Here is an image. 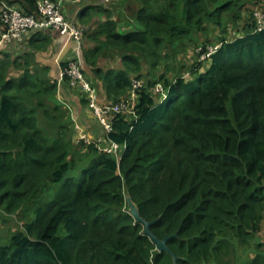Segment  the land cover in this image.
I'll use <instances>...</instances> for the list:
<instances>
[{"label":"trees","instance_id":"trees-1","mask_svg":"<svg viewBox=\"0 0 264 264\" xmlns=\"http://www.w3.org/2000/svg\"><path fill=\"white\" fill-rule=\"evenodd\" d=\"M249 1L122 0L127 17L112 2L94 7L105 19L92 30L93 12L81 19L93 43L82 60L106 103L127 99L150 66L134 113L109 115L105 142L127 146L118 155L77 142L65 122L58 79L35 57L46 30L16 55L0 50V208L21 221L0 237V264H264V29ZM212 25L221 45L201 59ZM198 44L190 63L158 68ZM127 195L159 238L177 234V263Z\"/></svg>","mask_w":264,"mask_h":264},{"label":"built area","instance_id":"built-area-1","mask_svg":"<svg viewBox=\"0 0 264 264\" xmlns=\"http://www.w3.org/2000/svg\"><path fill=\"white\" fill-rule=\"evenodd\" d=\"M69 0H37V10L35 13H25L17 4H9L0 0V50L10 44H19L30 38L36 30L52 29L64 37H70L75 41L77 55L68 60L60 72V81H67L73 88L80 89L88 95L89 103L97 114L100 122L105 128V132L112 129L109 120L110 114L134 113V108L138 98L137 89L143 85L142 80L134 79L130 96L115 103H100L97 90L86 77L82 67L81 49L83 46L84 29L69 19L65 14V2ZM107 4L122 0H104ZM260 23V22H259ZM259 29H264V20L258 25ZM109 153L118 155L126 145L119 143L103 142L102 140L91 141Z\"/></svg>","mask_w":264,"mask_h":264},{"label":"crops","instance_id":"crops-1","mask_svg":"<svg viewBox=\"0 0 264 264\" xmlns=\"http://www.w3.org/2000/svg\"><path fill=\"white\" fill-rule=\"evenodd\" d=\"M114 3L115 5L119 6V7L116 6L117 8H114L116 18L118 17V13L120 14L121 12H122L121 13L122 15L124 14L125 17H127L126 16L128 14L127 11L134 6V5H131L130 3L126 5L128 7L126 8L125 6L122 7L121 6L122 4L120 5L117 2H114ZM100 5L105 8L109 7V5L104 0H69L65 2V5H64L65 14L69 19H71L76 24H78V23H81V19L83 18L87 20V18H85L86 15L93 12L89 20V24L82 23L86 26L87 25L91 26V30H92L93 28L98 26L101 20L105 19L104 14L94 9V7H97ZM45 32H47V35L49 37V42L47 43L46 48L37 51V53L35 54V57H36V60L40 64L49 66L51 68L53 76L55 78H58L64 64L68 60L74 58L77 55L76 43L75 41H73L72 38L64 37L54 30H46ZM83 43L85 44L84 46H82L83 48L81 49V57H82V51L84 48L93 46V43L90 42L89 40L87 44L86 38L83 39ZM16 45L18 44H15L13 46L15 47V50L17 51L13 49V51L9 53L13 55H16L18 53L19 48H17ZM24 46H25V43H22V47ZM82 67L85 68L86 73L89 74L92 84L96 87L97 92L99 93L98 96L100 100H103V101L108 100L109 98H108V95L104 87H102V84L100 82H97L94 79L93 75L87 70V66H85V63L83 62V60H82ZM63 85H64L63 87L59 86L58 94L56 98L64 107H66L68 111L67 121H69V123L70 122L73 123L76 126L81 125L82 127H84L83 129L89 133V135L97 137L100 134V132H102L103 128L100 126L97 127V125L99 124L94 122L93 115L87 109V107L82 104L84 100H81V98H78L76 95L73 94V92H70L73 90H71V88L68 87L67 84L64 83ZM260 237L262 240H264V224L260 232Z\"/></svg>","mask_w":264,"mask_h":264},{"label":"rangeland","instance_id":"rangeland-1","mask_svg":"<svg viewBox=\"0 0 264 264\" xmlns=\"http://www.w3.org/2000/svg\"><path fill=\"white\" fill-rule=\"evenodd\" d=\"M117 3H120V1H118ZM125 7L128 8L126 5H125ZM247 7L250 10H254V15L253 16L255 17V20H257V23L258 24H260L261 22H263V20H264V0H250L247 3ZM127 13L129 14L130 11L128 10ZM119 22H121V24H123L124 21H123L122 17H121V19H120ZM238 30H240V29H237L236 30L234 26L229 25V27H228L229 33H227L226 35H229V38H233L234 36H236L238 34ZM203 36H205V35H203ZM208 36H209L207 38L209 40V41H207V42H209L208 43V48H207V50H206L205 53H202L201 59L204 58L206 55H210L211 53H213L221 45V42H220L221 33H220V29L218 27L212 25L210 27V29H209ZM13 45H15V44H13ZM13 45L10 44V45L4 47V49H2L1 51L12 52L13 49L15 50V47ZM16 46H17V48L20 49L22 47V43H19ZM190 46L188 45L186 47V49H183V50L179 51L177 53V55L175 54L176 56H173L172 55V52H170L171 57H167L165 60H163L162 63L158 65V68L165 69L166 70V69H168V68H170L172 66H176L178 64L180 65L181 63H185V64L190 63L195 58V55L197 54V52L198 51L200 52V51L203 50L202 49V44H198L197 46L192 45V47H190ZM23 48L24 47H22V49ZM15 51H17V50H15ZM116 64H117V62H116ZM83 67H84V65H83ZM143 70H144L143 72H144V74H145L146 77L144 78V80L143 79H140V80H142V82L146 83L147 78H149L148 77L149 76L148 72L150 71V66L148 64H146L144 66V69ZM84 73L86 74V77L88 78V80L92 84V81L90 80L89 74L86 73V71H84ZM57 79H58V82H59V86L60 87H63L64 86L63 85L64 83L67 84L68 87H70L71 90H73V91H70V92H73V94L76 95L78 98H81V100H84V102H82V104L84 106H86L87 109L91 112V114L94 117V119H93L94 122L97 123V124H99V125H97V127L100 126V127L103 128L102 129V132H100V134L97 137L96 136L95 137L94 136H91V135H89V133L86 130L83 129L84 127H82L81 125H77L76 126V125H74L71 122L69 123V121H67V116H68L67 115L66 118H65V122L68 123V124H70L72 126L73 131H74L73 134H74V137H75L76 141L77 142H80V141L84 140V139H82V136H86V138H88L91 141L102 140L103 142H105V140H104L105 128L103 127V125L100 122L97 114H95L94 109L92 108L91 104L89 103L88 95L86 93H83L78 88L71 87L69 85V82H67V81H60V75L58 76ZM157 88H158L159 91H161V89H162L161 84H158L157 85ZM95 89H96V87H95ZM107 101H110V100H105V101L100 100V103H106ZM84 141L87 142V143L90 142L87 139H85ZM20 225H21V221H20V219L15 214L7 213L2 208H0V237L3 238V240L5 239L6 234L12 228L13 229L14 228H20L21 227ZM9 234L10 233H8V235Z\"/></svg>","mask_w":264,"mask_h":264},{"label":"water","instance_id":"water-1","mask_svg":"<svg viewBox=\"0 0 264 264\" xmlns=\"http://www.w3.org/2000/svg\"><path fill=\"white\" fill-rule=\"evenodd\" d=\"M127 202L130 208V212L131 214L141 223L144 224L145 226V234H147L148 236L151 237V239L153 240V242L156 244L157 249L161 252L163 251H167L170 254H172L174 256V260L175 263H177L179 257L176 256L173 251L170 249L169 245H168V241L169 239H171L174 236H177V234H168L166 235L164 238H159L152 230H151V226L153 225V223H155L156 221H149L147 219H145L144 217H142V215L140 214L139 208L137 206V204L134 202V200L132 199L131 195H127Z\"/></svg>","mask_w":264,"mask_h":264}]
</instances>
